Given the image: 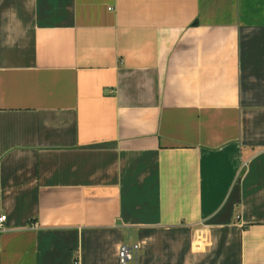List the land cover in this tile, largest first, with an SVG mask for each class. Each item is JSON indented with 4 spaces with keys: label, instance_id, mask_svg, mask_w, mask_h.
Wrapping results in <instances>:
<instances>
[{
    "label": "crops",
    "instance_id": "crops-1",
    "mask_svg": "<svg viewBox=\"0 0 264 264\" xmlns=\"http://www.w3.org/2000/svg\"><path fill=\"white\" fill-rule=\"evenodd\" d=\"M0 264H264V0H0Z\"/></svg>",
    "mask_w": 264,
    "mask_h": 264
},
{
    "label": "built area",
    "instance_id": "built-area-1",
    "mask_svg": "<svg viewBox=\"0 0 264 264\" xmlns=\"http://www.w3.org/2000/svg\"><path fill=\"white\" fill-rule=\"evenodd\" d=\"M5 220V216H0V232L3 231ZM118 251L119 264H127L129 262H134L137 260L139 247L137 245L127 246L123 244V246H121Z\"/></svg>",
    "mask_w": 264,
    "mask_h": 264
}]
</instances>
